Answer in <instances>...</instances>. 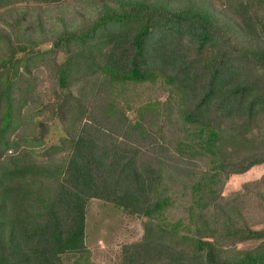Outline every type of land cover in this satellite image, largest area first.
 <instances>
[{
  "label": "trees",
  "instance_id": "1",
  "mask_svg": "<svg viewBox=\"0 0 264 264\" xmlns=\"http://www.w3.org/2000/svg\"><path fill=\"white\" fill-rule=\"evenodd\" d=\"M64 1L0 0V264L82 257L93 198L143 218L120 264H264V227L222 195L264 163V0H76L88 15L37 30L17 12Z\"/></svg>",
  "mask_w": 264,
  "mask_h": 264
},
{
  "label": "rangeland",
  "instance_id": "2",
  "mask_svg": "<svg viewBox=\"0 0 264 264\" xmlns=\"http://www.w3.org/2000/svg\"><path fill=\"white\" fill-rule=\"evenodd\" d=\"M17 12L25 10L28 20L33 23L32 29H38L36 18L39 17L47 28L59 26L60 22L71 23L82 14L88 15L91 9L82 2L65 0L55 4H24ZM2 10H0L1 12ZM3 13V12H2ZM5 14L0 15V18ZM6 19V18H5ZM62 59L63 56L61 55ZM136 93L143 97L165 100L167 90L138 87ZM154 99V98H153ZM131 113L130 116H133ZM62 135L59 125L52 128L49 141H56ZM170 185V182H168ZM173 189L172 205L165 211V219L170 223L188 222V205L190 190L181 187ZM192 194V193H191ZM222 195L234 197L247 222L254 228L264 227V163L251 167L244 173L231 174L225 180ZM163 219V220H165ZM143 218L130 214L121 207L101 199H90L85 213V244L87 252L79 257L78 253L68 252L62 255L63 264H120L121 248L124 243L140 240L143 234ZM78 261V263H77Z\"/></svg>",
  "mask_w": 264,
  "mask_h": 264
}]
</instances>
